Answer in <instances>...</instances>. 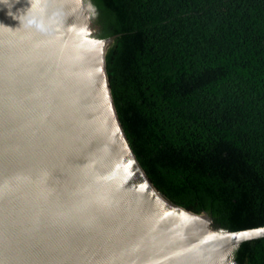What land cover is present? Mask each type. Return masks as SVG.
Segmentation results:
<instances>
[{"label":"water","instance_id":"water-1","mask_svg":"<svg viewBox=\"0 0 264 264\" xmlns=\"http://www.w3.org/2000/svg\"><path fill=\"white\" fill-rule=\"evenodd\" d=\"M95 16L87 0H0V262L239 264L264 226L230 231L156 189L113 102L116 37Z\"/></svg>","mask_w":264,"mask_h":264},{"label":"trees","instance_id":"trees-1","mask_svg":"<svg viewBox=\"0 0 264 264\" xmlns=\"http://www.w3.org/2000/svg\"><path fill=\"white\" fill-rule=\"evenodd\" d=\"M116 37L119 121L158 191L230 231L264 226V0H91ZM239 264H264V238Z\"/></svg>","mask_w":264,"mask_h":264},{"label":"bare ground","instance_id":"bare-ground-1","mask_svg":"<svg viewBox=\"0 0 264 264\" xmlns=\"http://www.w3.org/2000/svg\"><path fill=\"white\" fill-rule=\"evenodd\" d=\"M105 45V48H107V43L104 44ZM156 195V200L159 204H161L162 206H164L168 211H174L175 208L174 207H171L169 205V202L166 201L162 195H159L158 193H154ZM190 219L193 217L191 215H189ZM200 217L207 223H211L210 219H208V217H206L205 215H200Z\"/></svg>","mask_w":264,"mask_h":264},{"label":"rangeland","instance_id":"rangeland-1","mask_svg":"<svg viewBox=\"0 0 264 264\" xmlns=\"http://www.w3.org/2000/svg\"><path fill=\"white\" fill-rule=\"evenodd\" d=\"M91 5H92V7H93V9H94V12H95V14L97 15V11H96V9L94 8L95 6L92 4V2H91V0H87ZM95 18H96V16H95ZM112 43L113 42H111V44L109 45V47H108V50L110 49V47L112 46ZM107 50V51H108ZM107 54V53H106Z\"/></svg>","mask_w":264,"mask_h":264},{"label":"snow or ice","instance_id":"snow-or-ice-1","mask_svg":"<svg viewBox=\"0 0 264 264\" xmlns=\"http://www.w3.org/2000/svg\"><path fill=\"white\" fill-rule=\"evenodd\" d=\"M0 264H3V262H0Z\"/></svg>","mask_w":264,"mask_h":264}]
</instances>
